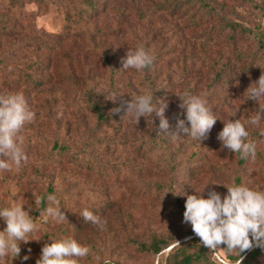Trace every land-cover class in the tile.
I'll list each match as a JSON object with an SVG mask.
<instances>
[{"label":"rangeland","instance_id":"374dc122","mask_svg":"<svg viewBox=\"0 0 264 264\" xmlns=\"http://www.w3.org/2000/svg\"><path fill=\"white\" fill-rule=\"evenodd\" d=\"M173 1L96 0L99 8L93 15L83 16L82 23L76 25L80 0H0L14 5V10L20 5L14 13L19 43L5 48L7 59L3 60V66L0 65V93L22 91L36 113L35 120L26 124L21 133L25 137L27 163L20 169L13 166L11 171L0 173V203L23 202L27 204L24 205L26 209L31 207L30 215L38 227L33 236H42L39 241L20 244L21 256L31 249L30 259L25 264H35L42 245L50 242V238L63 236H73L82 245L90 247V254L81 258L79 264H104L105 260L113 264H160L162 255L140 251L126 240L148 241L156 234L169 240L177 239L174 245L194 235L190 224L175 214V194L181 190L195 194V190L206 183H246L251 188H264V138L256 141L259 155L255 160L241 159L239 154L222 147L217 133L223 123L217 122L207 137L199 141L201 151L197 156L192 154L194 148L179 149L174 142V154L182 160L174 179H168L167 173L149 164L142 174L153 181L164 182L167 192L156 200L137 201L135 193H127L126 187L136 184L138 157L132 155V163L126 169L121 142L111 127L103 128L101 132L91 123L85 125L82 122V127H78L81 124L79 117L75 119L74 112L72 114L71 109L67 110L57 101L62 96H83L88 92L94 96H123L124 77H130L131 84H141L139 78L146 74L144 71L132 72L133 68H129L123 76L112 77V67H108L105 58L107 54L122 68L121 58L126 50L140 45L155 55L149 74L157 77L164 87H169L170 73L174 72L171 82L183 77V69L188 63L185 54L192 46L197 55L209 47L210 62L214 63L219 51L227 50L218 42L217 22L212 17L196 22L197 15L193 12L173 11L170 7ZM257 1L264 4V0ZM23 2L26 3L21 6ZM67 8L71 12L69 17ZM243 10L249 24L264 25V10L260 11L253 4L241 12ZM248 43L247 39L239 40L236 52L247 57L248 62L253 59L255 64L264 65V52L260 57L256 46ZM45 44H53L54 50L46 49ZM37 56H47V63L37 67L33 61ZM8 58L15 63L5 65ZM219 66L215 63L216 68ZM28 74L40 82L31 85L25 78ZM205 83H209L211 90L205 95L213 97L214 102L226 92L225 81L215 84L208 79ZM164 93L167 94L166 89ZM234 110V107L225 109L223 120L231 118L229 115ZM212 111L217 117L218 112L214 108ZM68 122L69 126L66 125ZM54 135L71 145L67 153L48 157L54 168H63L55 170V175L60 174V177L53 195L66 204L67 208L62 207V210L68 222L49 220L45 223L44 209L36 196L51 176L41 177L35 169L45 158V145ZM34 182H40V185L35 186ZM221 184L208 187L223 196L227 189ZM48 195L46 193V198ZM85 208L99 215L106 221L105 225L101 228L85 222L80 216ZM126 208L131 213L129 219L124 216ZM3 227L4 222L0 220V230ZM215 253L223 260L222 264H234L233 258L237 256L236 252L220 249L208 254L210 261L203 264H213ZM9 264L20 262L18 258H9Z\"/></svg>","mask_w":264,"mask_h":264},{"label":"trees","instance_id":"16d2710c","mask_svg":"<svg viewBox=\"0 0 264 264\" xmlns=\"http://www.w3.org/2000/svg\"><path fill=\"white\" fill-rule=\"evenodd\" d=\"M25 3H21V6ZM98 3L96 0H80L79 4H81V8L77 11L76 25L82 23L83 16L93 15L95 9L99 8ZM252 4L260 11L264 10V4L258 3L257 0H174L170 6L173 11L185 12L186 14L193 12L197 15L195 18L196 22H200L207 17H212L217 22L218 42L227 50H220L216 55L217 58L213 61L214 63L210 62L209 47L207 50L201 52L202 55H197L194 52L193 46H190L191 48L185 54L188 63L183 69V77L177 82H171L174 72L170 73L167 84L169 87H164L162 82L158 81L157 77H152L149 74L151 72H149V68H145L142 71L146 74L142 78H139L141 84H131V78L126 79L124 77L123 84L125 89L123 96L118 95L115 102L109 99L111 96H94L90 92L83 94V96H62L57 100L59 104L67 107V110L71 109L72 114L74 112L75 115L73 114V116L75 119L79 117L81 124L78 127H82V122H85V125L91 123L100 132L103 128L111 127L114 131L113 133L118 135L121 142L126 169L132 163V155L135 158L138 157L135 176L136 184L134 187L129 185L126 187L128 188L127 193H135L137 201L141 202L144 199L156 200L163 193L167 192L164 182L160 180L153 181L145 177L142 173L149 164H153L155 169L167 173L168 179H174L177 168L182 163V160L174 154V151H176V148L173 147L174 142L179 149L186 147L194 148L192 154L196 156L200 154L201 145L198 140H193L190 136H184L179 141H174L166 134L157 132L159 119L154 114L152 121L151 117H141L139 123L135 125L134 118L124 114L121 101L130 100L131 97L136 95L153 93L154 99L161 98L167 102L165 116L169 120L170 125L174 126L175 118L178 114L183 118V110L178 107L179 97L176 94H182L188 91L197 95H205V92L211 91L209 83H205L208 79H212L215 84H218L222 80L226 82L227 88L221 99H216V102H214L213 97L205 95L209 105L218 112L216 123H222L223 114L225 115L224 110L232 109V107L235 110L238 109V113L230 119L239 118L242 121H247L255 116L257 114L256 109L258 104L253 100L247 99V92L245 90L259 78L261 72L264 73V65L261 63L255 64V62H252L253 59L248 62L247 57L236 52L238 41L247 39L249 41L248 45H255L257 52L260 53V57L263 56L264 25L259 24L253 26L249 24L247 22L248 15L245 14L244 10L241 12L244 7H251ZM14 7L10 3L0 2L1 66H3V60L7 59L4 53L5 48L14 47L19 43L17 39L18 34H16L15 30L16 20H14V13L20 5L15 10ZM66 11V15L69 17L71 14L70 9L67 8ZM26 14L28 15V13ZM45 45L46 49L54 50L52 49L54 47L53 44ZM15 49L18 51V48L15 47ZM37 51H39L38 47ZM105 58L108 67H112L110 68L112 77L114 75L118 78L119 75L123 76L127 72L121 68L120 64L113 63L107 54H105ZM33 61L38 67L40 64H46L48 57L39 58L37 56ZM10 63L15 62L8 58L5 65H9ZM215 63H219L220 66L216 68ZM134 70L136 69L131 71L134 72ZM25 78L31 85L40 82V80L38 81L32 78L31 74L26 75ZM164 89H166L167 94L164 93ZM117 107H121V111L118 113L112 112V109ZM76 113L78 116H76ZM66 125L69 126V122ZM261 129H264V120H261L259 128L252 125L247 126L250 134L249 138L256 143V146L258 145L256 141L264 138V136L259 135ZM59 140V135H54L51 142L45 145V158L42 159L41 164L35 169V172L41 177L51 176L49 177L50 180L42 186L43 193H37L36 196L41 209H45L48 204L46 193L54 194L56 191L55 186L56 184L58 185L60 174L55 175V170H63L62 167L54 168L52 164H49L48 157L50 154L60 156V153L65 154L71 148L69 142ZM155 146H157V149H155ZM256 155L259 154L256 153ZM56 161L61 162L60 160ZM34 183L35 186L40 185V182L38 184L36 182ZM172 193L174 195V192ZM185 198L184 196L174 195V203L177 208L175 214L179 215V217H183ZM65 205L63 201L60 202L61 207H66ZM124 216L127 217L126 219L130 218L131 213L128 212V208L125 209ZM175 240L177 239L169 240L154 234L149 237L148 241H138L135 238H129L126 241L133 243L140 251L162 255L159 261L160 264H203L210 261L208 254L212 251L204 247L200 243L199 237L195 234L184 241L172 245ZM168 247L170 248L165 251ZM241 255L243 256L241 264L264 263V249L259 247H253ZM215 256L211 262L213 264H222L223 260L216 253ZM233 259L234 264H237L239 256L237 255Z\"/></svg>","mask_w":264,"mask_h":264},{"label":"clouds","instance_id":"9594fccd","mask_svg":"<svg viewBox=\"0 0 264 264\" xmlns=\"http://www.w3.org/2000/svg\"><path fill=\"white\" fill-rule=\"evenodd\" d=\"M155 59L151 50L140 45L127 49L125 56L121 58V64L125 70H143L153 66ZM245 91L247 99L257 102V114L247 121L239 118L222 120L223 127L217 133V139L223 148L239 153L241 159L255 160L257 146L249 138L247 126L259 128L261 120H264V73L261 72L259 78ZM118 95H112L109 99L115 102ZM176 95L179 97L178 107L183 110V118L178 114L174 126L170 125L165 116L167 102L161 98L154 99L153 93L121 101V107L124 114L134 118L135 125L141 117H151L152 121L154 114L159 119L157 132L166 134L174 141H179L184 136L198 141L206 138L217 120L206 96L188 91ZM121 107L112 109V112H120ZM237 111L238 109L231 112L229 117H235ZM35 118L36 113L22 91L0 93V173L11 171L13 166L20 169L22 164L27 163L25 137L21 133L25 125L31 124ZM259 135L264 136V129L259 131ZM210 184H204L199 190H195V194H187L182 190L175 194L186 197L183 222L190 224L192 232L208 250L236 252L239 256L237 264H241L242 253L253 247L264 249V188H251L246 183L221 184L227 189L222 196L215 189L209 188ZM206 188L207 194L204 195ZM47 201L48 206L43 212L44 222H68L57 196L50 194ZM24 205L27 204L0 203V220L4 222V227L0 230V264H9V258H18L20 264H25L30 259L31 249L21 256L20 244H28L31 240L39 241L42 237L33 236L38 227L34 217L30 215L31 207L26 209ZM80 216L85 222L101 228L106 223L88 208ZM90 252L89 246L82 245L73 236L50 238V242L42 245L35 264H79L80 259L87 257ZM104 264L111 262L105 260Z\"/></svg>","mask_w":264,"mask_h":264}]
</instances>
